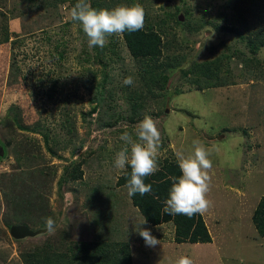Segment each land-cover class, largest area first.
<instances>
[{
	"label": "rangeland",
	"instance_id": "obj_1",
	"mask_svg": "<svg viewBox=\"0 0 264 264\" xmlns=\"http://www.w3.org/2000/svg\"><path fill=\"white\" fill-rule=\"evenodd\" d=\"M97 2H100L98 9L138 3L147 12V17L154 20L165 18L178 7L181 9L178 16H184L182 23L189 19L192 29L201 26L198 31L190 30L188 24L177 25L175 20L166 26L169 39L174 38L175 43L183 45L189 53V60L202 61L221 56L228 46L242 47L236 34L222 29L225 25L242 30H246L244 23L250 27L264 25L258 10L264 0ZM75 3L74 0H0V39L7 33L10 35L9 42L0 45V142L9 150L7 157H0V264H24L22 251L31 245H43L48 241L56 243L55 239L61 240L64 232L68 235L66 239L76 244L106 238L107 232L112 234L110 229L116 232V240L130 242L133 264H177L182 256L191 258L193 264H264V238L258 234L252 221V215L264 195V74L259 66H264V48L258 53L262 62L255 66L256 74L249 75L243 70V64L234 59L227 67L229 74L224 71L222 75L236 82L220 87L197 89L195 84L188 82L182 75V69L191 63L172 68L167 90L159 100L149 93L150 86L142 84L140 74L144 70H140L139 61L131 55L123 36H110L106 43L112 39L117 53L107 50L101 55L112 77L107 88L117 93L115 103L110 111H103L101 105L91 116V106L97 104L92 102L93 92L84 82L91 78L89 69L98 71L95 83L101 81L104 64L92 61L95 51L88 46L81 26L70 18V10ZM89 4L91 6V0ZM187 8L190 11L188 16L185 13ZM243 14L246 18L242 19ZM57 43L61 44L58 50ZM85 49L90 50V62L86 60ZM63 50L61 58L59 52ZM128 76L134 80L131 86L123 84ZM57 81L59 83L51 99L46 92ZM132 89L143 90L140 98L143 107L134 121L126 118L132 113L133 104L137 103L128 98ZM154 89L157 90L156 87ZM62 96L71 99L68 104L63 102ZM11 105L21 110L26 124L41 121L53 137L66 134L60 124L67 118L63 113L70 115L75 129L74 133L67 134L70 146L67 150L56 148L63 158L48 151L41 133L3 124ZM118 113H124L125 118L116 125L106 124V121H114ZM145 115L156 121L161 132L163 148H160L158 162L169 155L177 160L178 152L185 157L192 155L194 139L212 149L211 190L207 194L211 207L204 217L214 243H176L172 222L159 226L147 222L141 225L144 217L132 205L126 186L117 185L122 171L115 168L114 160L123 146L120 140L123 132L116 130L123 127L134 135L137 124ZM99 118L102 119L100 122ZM22 142H28L35 148L37 162L32 165L43 167L47 162L49 170L56 171L49 188L43 192L44 201H39L47 204V218L55 221V228L35 237L17 240L7 227L8 223L13 225L17 221L11 217L13 207L6 203L3 185L9 189L6 172L20 170L14 151L22 148ZM90 149L95 153L88 155ZM80 156L87 159L83 166V179L77 182L70 180L61 190L57 181L66 172L65 166ZM95 186L103 189L95 193L92 191ZM104 197L109 199L103 203L101 199ZM110 202H113V207ZM30 208V215H40L38 209ZM101 209L103 215L100 214ZM94 219L103 222L105 228H98ZM34 223L33 220L28 221V226L42 228V223L32 225ZM140 227L149 229L160 244L146 246L138 232ZM100 231L104 233L97 238Z\"/></svg>",
	"mask_w": 264,
	"mask_h": 264
},
{
	"label": "trees",
	"instance_id": "obj_2",
	"mask_svg": "<svg viewBox=\"0 0 264 264\" xmlns=\"http://www.w3.org/2000/svg\"><path fill=\"white\" fill-rule=\"evenodd\" d=\"M62 1L67 0H59V2ZM74 1L76 2V0ZM91 2V7L99 10L97 4H100V2H97V0H91ZM226 7H228V5L225 6V9ZM180 10L181 9L177 7L175 12H167L168 14L165 18H158L156 20L147 17V12H145V26L143 30L132 33L126 31L122 34L131 55L138 59L139 67H141L140 70H144V73L141 71L140 74L143 80L142 84H144V87L150 86L149 93L152 94L154 98H159V100H161V97L165 94L167 90V82L172 73V68L184 66L187 63L188 65L191 64L182 69V75L187 78L188 82L195 84L197 89L215 88L236 82L235 80L229 79L226 75H222L224 71L227 73V67L234 59H236L237 63L241 65L243 64V70L248 72L249 75L256 74L255 66H258L262 62L258 58V53L264 48L263 24L250 27V25L244 23L246 30L225 25L222 29L229 33L236 34L238 42L242 44V47L228 46L226 47V51H222L221 56L216 55L214 58L204 59L202 61L189 60V53L185 51L183 45L181 43H175L176 40L174 38H172V40L169 39V29L166 26L174 20L177 25L188 24L187 26L190 30L198 31L201 26H196L192 29V23L189 22V19L182 23L178 16ZM258 10L264 22V4H262L261 8ZM238 11L242 13L241 9H238ZM185 13L187 16L190 15L188 8L185 9ZM240 18H246V15L244 16L243 14ZM1 38L0 45L4 46L5 43L9 42L10 35L7 33V35H4V37ZM60 45V43L56 44L57 50L60 48ZM115 45V42L111 39L102 49L99 47L92 48L95 51L94 60H92L89 52L90 50L85 49L87 62L92 60L93 62L104 64V78L101 81L95 83L98 71L89 69L91 78H87L84 82L85 86L90 89V92H93V97L91 98L92 102L97 104L96 106H91L89 111L91 116L94 112L98 111L101 105L102 109H104L103 111H110V108L115 103V94L117 93L112 89L107 88V85L112 83V77L107 72L109 69L102 59L103 55H101L102 52L107 50H111L116 54L117 50L115 49ZM185 47L189 48L188 45ZM64 51L65 50L59 52L61 58L63 57ZM165 56L166 59H164ZM259 66H261L264 74V66ZM239 76L242 77V75ZM41 82L44 83L43 81ZM58 83L59 81L55 82L53 88L50 87L51 89L46 92L51 99L53 98V93L57 88ZM155 87L157 90L154 89ZM132 90L133 91L130 92L128 98L136 100L137 103L133 104L132 113L129 116L127 115L126 118L134 121L135 116L140 114V110L143 107L140 99L143 90ZM59 100L60 99L57 101ZM62 100L67 103L71 99H66L62 96ZM100 113H102V111ZM63 114L67 116V118L65 122L60 124V126L61 129L66 131V134H58L54 137L51 136V131L46 128L41 121H38L36 124H26L21 110L14 105H11L8 108L6 117L3 119V124H6L8 127L13 125L25 131L41 133L48 151L52 155L63 158V155H58L56 148L58 146L63 148V150H67L70 146V141L66 140L67 134L70 135V133H74L75 130L70 115L67 113ZM110 115L114 116L113 114ZM115 116L117 118H115L114 121H106V124L116 125L117 122L125 118L124 113H118ZM101 120L102 119L99 118L98 122ZM129 130L131 129L129 128ZM116 132H125V128L120 127ZM71 138L72 136L70 139ZM32 140L34 141L33 138ZM51 140L53 141V144L51 143ZM0 145L5 147L4 156L7 157L9 155L7 145L3 142H0ZM161 148H163L162 145ZM20 149L16 148L14 151L15 159L19 163L17 166L20 167V170L13 169V171L5 173L6 178H8L7 186L9 188L7 189L5 184L3 185L6 203L8 207L12 204L11 207H13V211L11 217L17 221L16 224H20V222L23 221V224L28 225V221L33 220L35 223L32 225H35L36 223L40 225L42 223V226L40 227H46L45 219L49 214L46 208L48 206L45 202L39 201H44L43 192L49 188L50 179L53 174L56 175V171L49 170L50 166L46 164L47 162L43 163V167H39L38 164L32 165L37 162V155L34 152V146L30 143L22 142V148ZM75 150L76 149L72 152L73 155L76 152ZM92 152L95 153V150L90 149L88 155H91ZM107 153L109 152L107 151ZM41 155L39 154V156ZM4 156L0 157L3 158ZM86 162L87 159L84 156H80L65 166L66 172L60 175L57 181L58 187L62 190L70 180H73V182L82 180L85 173L83 166ZM130 172V166H126V169L122 171L118 177L117 185L126 186L130 178ZM180 175L181 173L178 168V162L174 157L169 155L160 158L159 171L145 179V183L152 184V193L146 194L143 197L139 194L132 196L130 197L131 203L139 210L147 223L159 225L172 222L175 226L174 240L177 243L195 244L212 242L213 238L204 215L197 214L192 218H188L184 215L169 216L163 212L164 201L168 197V192L172 184L171 178L179 177ZM101 189H103V187L95 186L92 191L95 193L96 191L101 192ZM59 194L61 195L60 191ZM96 196L98 197V195ZM108 199L109 197H104L101 201L104 203ZM110 206L113 207V202H110ZM30 207L38 209V213L41 212L40 215H30ZM102 211L103 210L101 209L100 214H102ZM32 217L33 219H31ZM252 221L258 234L264 238V195L261 197L252 215ZM94 222H98V228H105V224L100 220L98 221L97 219H94ZM7 225L10 229L12 224L8 223ZM110 230H112V234L111 232H105L108 234L106 238L100 240L95 239L92 242L82 241L81 243L76 244L70 243L66 239L68 236L67 233L64 232L61 240L55 239L56 243L48 241L43 245H31L28 249L22 251L21 255L23 262L24 264H133L130 242L122 239H119L120 241L116 240L115 238L117 237L114 235L116 232L113 229ZM103 233L104 231H100L97 238H100Z\"/></svg>",
	"mask_w": 264,
	"mask_h": 264
},
{
	"label": "clouds",
	"instance_id": "obj_3",
	"mask_svg": "<svg viewBox=\"0 0 264 264\" xmlns=\"http://www.w3.org/2000/svg\"><path fill=\"white\" fill-rule=\"evenodd\" d=\"M70 18L81 26L90 48L102 49L108 37L120 36L126 31H141L145 26V10L138 3L97 10L90 6L89 0H76L70 10ZM123 84L133 85V77H126ZM120 140L123 141V146L115 154L114 166L121 171L130 166V178L126 184L128 196L139 194L143 197L152 193V184L145 183V179L159 171L162 137L156 121L150 115H145L137 124L134 135L125 131ZM192 147L193 154L188 157L182 152L176 154L181 175L171 178L172 184L164 201L163 212L169 216L184 215L192 218L197 214L204 215L211 207L207 194L211 190L209 172L213 168L210 158L212 149L205 147L198 139L192 141ZM146 222L144 219L141 225ZM45 226L47 230L53 231L55 221L49 217ZM138 232L146 246L155 247L160 244V240L154 237L149 229L140 227ZM177 264H193V260L182 256Z\"/></svg>",
	"mask_w": 264,
	"mask_h": 264
},
{
	"label": "water",
	"instance_id": "obj_4",
	"mask_svg": "<svg viewBox=\"0 0 264 264\" xmlns=\"http://www.w3.org/2000/svg\"><path fill=\"white\" fill-rule=\"evenodd\" d=\"M179 19L180 21L184 20V16L181 14L179 15ZM5 154V147L3 145H0V156H4ZM47 228L46 227H42L39 229H32L30 226H28L27 224H13L10 226V235L14 238V239H24L27 237H35L37 235L43 234L45 232H47Z\"/></svg>",
	"mask_w": 264,
	"mask_h": 264
},
{
	"label": "crops",
	"instance_id": "obj_5",
	"mask_svg": "<svg viewBox=\"0 0 264 264\" xmlns=\"http://www.w3.org/2000/svg\"><path fill=\"white\" fill-rule=\"evenodd\" d=\"M205 218V217H204ZM205 221H206V219H205ZM167 223H169V222H167ZM207 223V222H206ZM149 225H152V224H150L149 223ZM159 225H161V224H159ZM159 225H152V226H159ZM207 225H208V223H207ZM209 228V227H208ZM209 231H211L210 230V228H209ZM211 233V232H210ZM212 235V234H211ZM212 238H213V235H212ZM177 243V242H176ZM210 243H214V240H212V242H208L207 244H210ZM196 244V243H195Z\"/></svg>",
	"mask_w": 264,
	"mask_h": 264
}]
</instances>
